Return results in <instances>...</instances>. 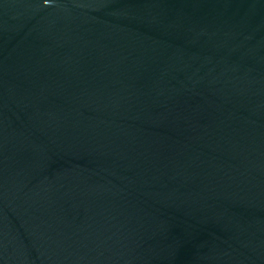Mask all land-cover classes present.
Here are the masks:
<instances>
[{"label":"water","instance_id":"obj_1","mask_svg":"<svg viewBox=\"0 0 264 264\" xmlns=\"http://www.w3.org/2000/svg\"><path fill=\"white\" fill-rule=\"evenodd\" d=\"M0 264H264V0H0Z\"/></svg>","mask_w":264,"mask_h":264}]
</instances>
